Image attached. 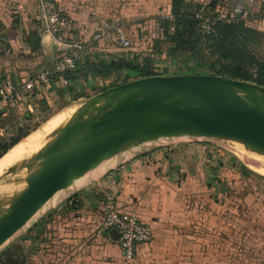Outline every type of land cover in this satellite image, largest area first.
Here are the masks:
<instances>
[{"label": "crops", "instance_id": "1", "mask_svg": "<svg viewBox=\"0 0 264 264\" xmlns=\"http://www.w3.org/2000/svg\"><path fill=\"white\" fill-rule=\"evenodd\" d=\"M39 1L0 0V23L11 49L0 56V79L5 75L23 79L31 71L42 68L66 49L67 38L91 41L90 46L73 70L66 71L47 87L34 89L31 101L24 102L21 107L1 108L0 118L8 115V109L29 116L43 113L65 100L84 98L103 87L139 76L128 73L126 68L106 74H82L78 68L89 60L120 56L129 59L137 54L140 62H148L150 74L180 73L174 71L176 63L170 56L161 54L149 59L142 55L143 51H135L132 40L136 30L129 24L124 29L131 40L127 47L120 45L115 33L91 40L104 20L132 22L134 17L145 15L158 17L156 23L149 24H156V36H162L160 19L165 17L160 16L173 17L174 0H45L68 15L70 22L60 31V39L43 31ZM201 1L205 0H182L180 9H197ZM241 7L249 9L253 20L249 23L264 28L263 21L258 20L264 15V0H219L215 10L220 8L237 15ZM135 26L149 36L148 25H143L144 28L136 22ZM170 29H174L172 22ZM1 127L0 134L3 133ZM170 156L159 148L126 157L101 173L91 185L76 190L72 198L58 203L24 236L26 243L30 242L24 264H246L241 261V250L235 246L236 235L230 230L235 222L226 219L218 209L217 216H212V211L204 206H216V203L210 199V191H204L202 186L207 189L211 184L219 188L222 185L217 184L222 178L213 177L203 167L195 169L193 162L184 167L181 159ZM185 159L191 158L187 155ZM112 162L116 164L118 160H105L100 169ZM107 192L113 195L120 212H134L152 224L151 239L139 244L130 259L124 258L116 231L104 237L94 235L93 216L99 215ZM218 205L221 204L218 202ZM260 262L264 264V259ZM247 264L258 263L248 261Z\"/></svg>", "mask_w": 264, "mask_h": 264}, {"label": "water", "instance_id": "2", "mask_svg": "<svg viewBox=\"0 0 264 264\" xmlns=\"http://www.w3.org/2000/svg\"><path fill=\"white\" fill-rule=\"evenodd\" d=\"M182 135L231 139L264 155V85L211 73H154L88 96L36 152L0 174L24 170L14 179L21 187L0 193V246L58 189L104 159Z\"/></svg>", "mask_w": 264, "mask_h": 264}, {"label": "rangeland", "instance_id": "3", "mask_svg": "<svg viewBox=\"0 0 264 264\" xmlns=\"http://www.w3.org/2000/svg\"><path fill=\"white\" fill-rule=\"evenodd\" d=\"M201 4L202 5L199 9H194L195 11H191L199 13L208 12V8L203 6V1H201ZM214 11H217L218 13H220V15L226 13L230 14L229 12H227V10L222 11L220 8L219 10ZM160 17L166 18L169 17V15L167 16L162 14ZM263 17L264 15L258 20L263 21ZM241 20L245 25L253 30L249 35L250 38L247 40L248 49L257 61H264L263 26H256L249 23V21H253L252 16H250L248 19ZM156 21H158V17H148L146 15L142 17H134L133 21L130 23V26H134V30H136L135 37L132 40V48L135 49V51H143L142 55H145L149 59L160 56L161 54L170 56L171 59L175 60L176 69L174 71L176 72L211 73L223 75L226 77L239 78L235 77L232 71H218L217 65L219 64V62L216 61L218 55L212 53L208 48H200L196 46L193 50H190L183 46H179L174 52L168 50L167 45L165 46L164 43L162 45L159 40L157 41L158 37L160 36H156V24L150 25L152 23H156ZM136 22L142 25L140 27H144L143 25H148V28L146 29V32H149L148 37L143 34L145 30L142 31L140 30V28H137V26H135ZM170 31L172 32L173 30L170 29ZM166 38L167 35H164L163 40ZM247 66L248 65H246V68L249 71H252V73L257 69V64H253L248 67ZM244 80L252 81L250 79ZM102 89H99L98 91ZM94 93L85 95L84 98H72L69 100H65L63 101V103H59L45 109L43 113L37 112L31 114L30 116L22 115L15 110L8 109V115L4 116V118H0V122H2L0 123V126L3 127V133L0 134V145L7 142L10 143L11 140L17 135H20V137L18 138V140L20 141L14 146H12L13 143H10L7 148L9 149L11 146L12 147L7 152H5V150V153L2 152L0 154V160L10 150L23 143V141L25 142V140L29 141V143L27 145L28 147L26 148L24 156H30L32 153L37 151L38 148H40V146H42L45 141H47V139L51 137V135L55 133L56 127H58L60 123H63L67 119V117L75 109H77V107L88 96ZM44 130H46L45 134ZM30 142L33 144H30ZM237 144L238 141L231 139L215 138L209 136L182 135L161 137L159 139L148 141L143 144L131 147L109 159H105L118 160L116 164L115 162H112L110 166H105L100 169L102 163L105 161L104 160L101 164L97 165L91 171L85 173L81 177L74 179L73 182L69 184L65 189L57 192L55 198H53V196L49 201H47L48 203L46 202L42 205L45 206L44 210H42L43 212L39 213L16 234L10 237L3 246H0V251L4 250L5 247L9 245H18L15 252L20 251L22 256H25V253L27 251L26 247L30 244V242L28 241L26 243V241L24 240V236L27 235L30 230L34 229L38 223H40L39 221L40 219H42V216L45 215V213L54 208L61 201H64L65 199L71 197L76 190L91 185V183L101 173L118 165V163L121 160H124L126 157L141 154V152L147 150L161 148L163 150V153H170V155H172L170 157H177L181 159L184 167L187 163L193 162L195 165V169L203 167V169L208 170L211 175H214L213 177L222 178L219 179V184H217L218 186L222 185L219 188H214L211 184H208L207 189L205 188L206 186H202L203 190L205 189L204 191H210V199L213 200L214 203H216V206H213L211 204L208 206L205 204L204 206L206 209L212 211V216H217V212L215 211H217L216 209H218L219 213L224 214L226 219L228 218L235 222L233 224L234 226H232V224L230 225V230L236 235L234 238V243L235 246H238V248L241 250V261L246 264L248 261L251 263L261 264L260 261L264 259V257L261 258V256H264V156L254 151V153H251L252 150L245 148L242 143V146H239ZM187 155L190 156L191 159H185ZM257 164L263 167V169L257 167ZM23 175L24 170L21 169L15 171V173L7 174L1 177L0 188L7 189L11 185L20 183L15 182L14 179L20 178ZM199 175L204 176L201 174ZM213 183L217 182L213 181ZM21 186L22 185H20L19 187ZM10 190L6 191L5 193H8ZM214 193L216 194L214 195ZM218 202L221 205H218ZM198 204L200 205L201 203L199 202ZM230 241H233V239H230Z\"/></svg>", "mask_w": 264, "mask_h": 264}, {"label": "built area", "instance_id": "4", "mask_svg": "<svg viewBox=\"0 0 264 264\" xmlns=\"http://www.w3.org/2000/svg\"><path fill=\"white\" fill-rule=\"evenodd\" d=\"M209 1L205 0L204 5ZM248 2H253V0H248ZM38 10L43 31L60 39V31L63 30L64 25L70 22L68 15L60 9L47 4L45 0L39 1ZM195 17H204V15L203 13L196 12ZM249 17V9L241 7L240 13L237 15L224 16L219 14L216 18L230 20L247 19ZM206 20L207 17L205 18ZM130 23L125 21L112 23L109 20H104L101 26L93 32L91 40H98L110 33H115L120 45L127 47L131 44V40L125 34L124 29L128 24L130 26ZM65 42L66 49L63 52L42 68L31 71L25 78L13 79L11 77H3L0 79V109L13 105L21 107L24 102H30L34 89L49 86L54 79L63 76L66 70L75 67L90 46L89 43L91 41L88 42L80 38H67ZM10 50L8 37L0 23V56L8 53ZM102 205L99 215L93 216L95 221V237H104L109 235L112 230L116 231L117 241L122 248L124 258H132L138 245L151 238V224L142 220L135 213L120 212L114 202L113 195L109 192L105 193Z\"/></svg>", "mask_w": 264, "mask_h": 264}, {"label": "trees", "instance_id": "5", "mask_svg": "<svg viewBox=\"0 0 264 264\" xmlns=\"http://www.w3.org/2000/svg\"><path fill=\"white\" fill-rule=\"evenodd\" d=\"M218 1L219 0H215V2L212 3L210 0L203 5L208 8V12L203 13L204 17H195L196 12L187 8L180 9L182 0H174L172 6L174 12L173 17L171 19L168 17L161 19L160 26L162 31L160 32H162L163 35L158 37L157 41L159 40L162 45L163 43L165 46L167 45V49L173 52L177 50L179 46H183L190 50H193L196 46L208 48L212 53L218 55L216 59V61L219 62L217 65L218 71H232L235 77L250 79L258 84L264 85V61H257L247 46V40L250 38L249 35L253 30L245 25L241 19L226 20L223 18H216L217 15L220 14L214 11ZM201 5L200 3L196 8L199 9ZM229 15L231 14H224V16ZM206 17L207 20L205 21ZM171 22L174 25L172 32L170 31ZM164 35H167V38L163 40ZM253 64H257V69L252 73V71L246 68V65L250 66ZM120 68H126L128 73L139 76L150 74L148 62H140L137 58V54L129 59L120 56L111 59L103 58L98 61H85L78 69L82 70V74L90 72L106 74ZM4 77L11 76L5 75ZM19 137L20 135H17L11 140L10 143H13L12 146L20 141L18 140ZM10 143L7 142L0 145V154L5 150V152H7L12 147L11 146L9 149L7 148ZM138 216L142 220L150 223L140 215ZM17 246L18 245H9L5 247L4 250L0 251V264L25 263L24 256H22L20 251L15 252Z\"/></svg>", "mask_w": 264, "mask_h": 264}, {"label": "bare ground", "instance_id": "6", "mask_svg": "<svg viewBox=\"0 0 264 264\" xmlns=\"http://www.w3.org/2000/svg\"><path fill=\"white\" fill-rule=\"evenodd\" d=\"M71 113V112H70ZM69 113V114H70ZM65 116V115H64ZM66 116H67V114H66ZM65 116V117H66ZM61 117V116H60ZM63 117V116H62ZM69 117V116H68ZM67 117V118H68ZM59 118V117H58ZM63 120V119H62ZM57 121H58V119H57ZM60 121V120H59ZM64 121V120H63ZM56 124V123H55ZM60 124H62V123H60ZM52 125V124H51ZM59 125V124H58ZM57 125V126H58ZM54 126V125H53ZM56 127V126H55ZM57 128V127H56ZM51 130V129H50ZM45 131L46 130H44V134H45ZM41 135V134H40ZM39 135V136H40ZM42 136V135H41ZM49 136V135H48ZM32 139V138H31ZM29 140V139H28ZM35 142V141H34ZM28 143H29V141H26L25 140V142L23 141V143H21V144H19L17 147H15L14 149H12V150H10L1 160H0V174L1 173H3V171L5 170V168L7 167V166H9L11 163H13L14 161H17V160H19V159H21V158H24L25 156V151H26V148L28 147L27 145H28ZM30 144H33V143H31L30 142ZM40 144V143H39ZM237 145H239V146H242L240 143H238ZM30 146V145H29ZM39 146V145H38ZM41 147V146H40ZM246 148V147H245ZM39 149V148H38ZM247 149H249V148H247ZM251 150V149H250ZM250 150H249V152H250ZM254 150H252L251 151V153L253 152ZM36 152V151H35ZM254 152H256V151H254ZM253 152V153H254ZM256 153H258V152H256ZM258 154H260V153H258ZM117 155V154H116ZM261 155H263V154H261ZM113 156H115V155H113ZM112 156V157H113ZM264 156V155H263ZM111 158V157H110ZM107 159H109V158H107ZM105 160V159H104ZM103 160V161H104ZM103 161H101L99 164H101ZM261 162V161H260ZM98 164V165H99ZM257 167H259V168H261V169H263V167H261V166H259L258 164L256 165ZM95 168V167H94ZM94 168H92V169H94ZM91 169V170H92ZM91 170H89V171H91ZM89 171H87V172H89ZM86 172V173H87ZM85 174V173H84ZM83 174V175H84ZM82 176V175H81ZM80 176V177H81ZM22 183L23 182H20V183H18V184H16V185H11L9 188H0V192H3V193H5L6 191H8V190H10V191H12V190H14V189H17V188H19V186L20 185H22ZM13 188V189H12ZM66 188V187H65ZM65 188H61V189H58L50 198H48L43 204H45L47 201H49L53 196H55V195H57V192H59L60 190H62V189H65ZM9 191V192H10ZM53 198H55V197H53ZM48 203V202H47ZM42 204V205H43ZM41 205V206H42ZM39 207L35 212H34V214H32V216L26 221V223L22 226V227H20L18 230H16L13 234H12V236L14 235V234H16L20 229H22L26 224H28L32 219H33V217H34V215L36 214H39L42 210H44V208H45V206H42V207ZM11 236V237H12Z\"/></svg>", "mask_w": 264, "mask_h": 264}]
</instances>
